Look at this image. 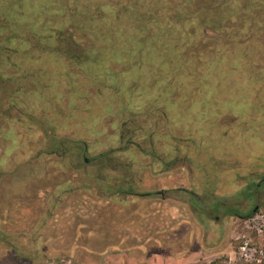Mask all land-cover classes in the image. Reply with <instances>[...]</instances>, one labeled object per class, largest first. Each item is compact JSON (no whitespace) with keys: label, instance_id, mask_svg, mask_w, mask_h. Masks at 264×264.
Instances as JSON below:
<instances>
[{"label":"rangeland","instance_id":"rangeland-1","mask_svg":"<svg viewBox=\"0 0 264 264\" xmlns=\"http://www.w3.org/2000/svg\"><path fill=\"white\" fill-rule=\"evenodd\" d=\"M148 1L149 41L130 12ZM253 5L258 30L247 20L232 40L231 22L163 18V0H0V264H94L69 253L107 244L122 251L103 264L236 258L233 240L264 219V182L255 203L242 194L264 177V0ZM85 142L97 159L83 166ZM103 179L137 193L110 197ZM219 198L261 208L212 214L229 211Z\"/></svg>","mask_w":264,"mask_h":264},{"label":"trees","instance_id":"trees-1","mask_svg":"<svg viewBox=\"0 0 264 264\" xmlns=\"http://www.w3.org/2000/svg\"><path fill=\"white\" fill-rule=\"evenodd\" d=\"M253 4H255V0H163V18L166 19L170 18L169 20L174 18L175 19L195 18L198 20L200 26L210 28L214 31H218L219 33H222L223 29H226L228 27L226 22H231L232 24L229 25H233L237 27V29L233 31L232 40H234L240 36V32L243 31L244 28L247 26L248 23L246 21L251 20L252 23L256 19V17H258L257 11L261 12L260 7L259 6L257 7L256 5ZM130 6L131 5L124 4L122 7L123 9L124 8L128 9L130 8ZM130 12L133 14V16L136 19L134 21V26L138 28L137 31L138 32H141V30L144 31V33L148 35L147 37L148 41L156 38L155 37L156 32H154L153 30L154 25L157 23L155 22V20L159 17L156 3L155 2L150 3L148 1L146 7L145 6L141 7L137 3L136 7H134ZM147 18H149L150 21H144L145 19L148 20ZM251 25L252 26H248L251 28L250 29L251 33H249V35L256 33L259 27V23L253 22V24ZM159 32L162 33L173 32V28L166 27L161 29ZM123 36L126 37L127 35L123 34ZM127 38L129 39L132 38L133 41H136L137 39V37H135L133 34L128 35ZM132 44L134 45V43ZM128 52L130 53V51ZM83 150L84 147L77 150V154H78L77 157H80L81 152ZM79 159L82 161L81 157ZM102 181H103V187L107 189V193H109L110 197L116 195V193L122 195L125 194L133 195L137 193L136 188L133 189V187H131L132 185H128V187L119 185L117 188L116 187L113 188V186L107 184V182H105L104 179ZM262 182H264V177L256 182L247 183L246 190L243 191L242 193L244 194V196L248 201L254 200L253 202H251L252 204L255 203V201H257L256 195L258 194L259 187L263 185ZM196 199L197 197L195 195L192 201L195 202ZM198 203L200 204L202 203V201H198ZM221 204L225 205L226 203L219 198V205ZM253 207L254 206H252L251 208L248 207L247 209L244 210L242 209L243 210L242 213L244 215L240 214L241 208L237 203L230 206L227 205L226 208L229 211H226V209L223 210L221 209V207H218L217 210L215 211L211 210V213L215 215L219 213H223L224 216L226 215L238 216L246 220V219H250L258 211V210L254 211ZM238 208L239 210H237ZM3 237H4L3 240L5 242H8V239L12 237V235L6 234ZM243 247H246V249H249V251L251 252L248 255H246V253H243L241 251ZM77 250L78 249H74L73 252L69 253V255L75 257V259L79 258V260L92 258V257L99 259L96 260L94 264H103V259L109 253V251L112 252L122 251L120 248H118L117 245L107 244L105 247H101V248L85 247L84 249H82L83 251L82 254L81 255L79 254L80 256L77 257L74 254L75 251ZM233 251L236 255L235 259H232V257L229 254H223L211 260H201L198 262V264H264V230L262 232L254 231L252 241H247L242 238L233 240ZM79 264H89V263L80 261Z\"/></svg>","mask_w":264,"mask_h":264},{"label":"flooded vegetation","instance_id":"flooded-vegetation-1","mask_svg":"<svg viewBox=\"0 0 264 264\" xmlns=\"http://www.w3.org/2000/svg\"><path fill=\"white\" fill-rule=\"evenodd\" d=\"M81 57H82V55H80ZM109 106H110V104H108L107 105V107L109 108ZM111 107V106H110ZM136 142L134 141V140H132V139H128L127 140V142H126V145L125 146H122L123 148L122 149H130L131 147H135V146H137V144H135ZM88 147H89V145H88V143H86L85 142V145H84V150L81 152V155H80V157L82 158V165L83 166H85V165H91L92 164V162L95 160V159H97V156H94V157H89L88 156ZM114 150V148H112V150H110V151H106V152H108V153H111L112 151ZM50 153H55V151H50ZM104 154H107V153H104ZM104 154H102V156L104 155ZM79 157V158H80ZM119 186V184L117 183V184H113V188H117ZM149 193H151V192H149ZM156 194H162V195H164L165 196V192L164 191H161V192H155ZM117 195H120L119 193H116ZM125 196H128L127 194H125ZM113 197V196H112ZM256 206H258V210L261 208L260 207V204H255L254 205V207H253V209L256 207ZM240 211H241V215H244L242 212H243V210L242 209H240Z\"/></svg>","mask_w":264,"mask_h":264},{"label":"built area","instance_id":"built-area-1","mask_svg":"<svg viewBox=\"0 0 264 264\" xmlns=\"http://www.w3.org/2000/svg\"><path fill=\"white\" fill-rule=\"evenodd\" d=\"M262 217L264 218V213L262 214ZM263 230H264V219H263V223L257 227L258 232H262ZM243 248H246V247H243ZM246 255L248 254L246 253Z\"/></svg>","mask_w":264,"mask_h":264},{"label":"water","instance_id":"water-1","mask_svg":"<svg viewBox=\"0 0 264 264\" xmlns=\"http://www.w3.org/2000/svg\"><path fill=\"white\" fill-rule=\"evenodd\" d=\"M258 210V206H256L255 208H254V211H257Z\"/></svg>","mask_w":264,"mask_h":264}]
</instances>
